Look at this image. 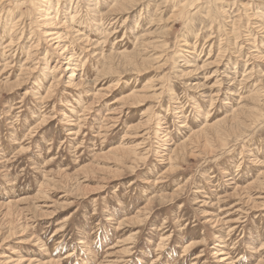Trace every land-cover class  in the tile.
Instances as JSON below:
<instances>
[{
  "label": "rangeland",
  "instance_id": "1",
  "mask_svg": "<svg viewBox=\"0 0 264 264\" xmlns=\"http://www.w3.org/2000/svg\"><path fill=\"white\" fill-rule=\"evenodd\" d=\"M111 263L264 264V0H0V264Z\"/></svg>",
  "mask_w": 264,
  "mask_h": 264
},
{
  "label": "bare ground",
  "instance_id": "2",
  "mask_svg": "<svg viewBox=\"0 0 264 264\" xmlns=\"http://www.w3.org/2000/svg\"><path fill=\"white\" fill-rule=\"evenodd\" d=\"M120 1V0H119ZM249 2V1H248ZM198 4V3H197ZM213 174V173H212ZM112 264V263H111Z\"/></svg>",
  "mask_w": 264,
  "mask_h": 264
}]
</instances>
